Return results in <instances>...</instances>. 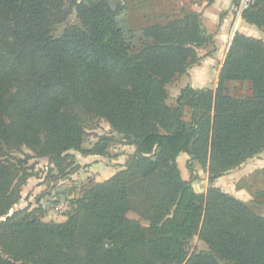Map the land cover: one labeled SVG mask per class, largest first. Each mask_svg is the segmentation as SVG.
<instances>
[{
    "label": "trees",
    "instance_id": "obj_1",
    "mask_svg": "<svg viewBox=\"0 0 264 264\" xmlns=\"http://www.w3.org/2000/svg\"><path fill=\"white\" fill-rule=\"evenodd\" d=\"M73 9L79 22L55 36ZM183 13L138 38L110 0H0V146L38 150L61 172L71 151L106 157L113 137L84 147L86 121L104 120L135 147L61 223L11 213L26 181L0 156V264H264L254 205L214 186L197 193L177 161L188 154L213 184L264 153V41L236 33L216 88L187 85L172 106L169 85L214 43L199 14ZM242 16L264 29V0ZM235 82L250 94L232 95ZM195 237L206 251L190 253Z\"/></svg>",
    "mask_w": 264,
    "mask_h": 264
},
{
    "label": "rangeland",
    "instance_id": "obj_2",
    "mask_svg": "<svg viewBox=\"0 0 264 264\" xmlns=\"http://www.w3.org/2000/svg\"><path fill=\"white\" fill-rule=\"evenodd\" d=\"M110 1L114 6H117L120 9V15L117 19L119 26L128 34L135 33L138 38L141 36L142 29L149 25L166 22L169 19L173 20L179 15L183 16V11L192 12L190 10L189 0ZM78 22L77 12L73 9L67 21L56 28L55 36H62L67 27L75 25ZM213 49V46L208 45L203 48V50H199L198 55L205 58V55L210 53ZM200 64L201 62L198 65ZM194 70L195 69L191 70L190 68L187 75L176 77L169 85L168 91L170 93V100L168 103L170 105L174 106L176 104V97L179 95L180 89L190 85V81H192L191 73H193ZM229 87L231 94L234 96H248L250 94L251 86L247 82H235ZM189 118V109H187L186 119L189 120ZM86 128L87 131L84 144L86 149H92L98 142L99 138L103 136L113 137V142L105 153L106 157L83 156L78 152L71 151L67 153V159L61 165V172L58 169L56 170V167H54L53 164H49L48 160L43 158L38 150L22 147L17 151L0 146V156L11 163L18 165L20 171L19 175L20 177H23L22 180L26 181L25 186L22 189V199L18 205L14 207L11 213L25 208H37L40 209L41 214L47 213V216L49 214L47 221L65 218L66 216H60L56 213L54 206L61 201L77 202L83 196L84 190L87 186L96 184L93 181L85 182V180H80L85 173L84 170L80 171L83 168L82 165H85V168H88V161L96 163L93 162L95 159L103 161L107 160V163H111V158L121 155L123 145L121 144V138L113 132L111 126L104 120H87ZM262 155L256 159L264 162V153ZM78 162L82 165H77ZM262 165H264V163H262ZM241 168L237 169V171L241 170ZM238 173L239 172L235 174ZM231 174L232 173L227 175V177H229L227 180L232 183L233 181L230 180ZM97 175H99V172L95 176ZM204 175L205 172L197 163H192L191 170L188 167L184 168L182 173L183 178L191 182L192 185L193 181L198 178L199 183L196 185V188L198 189H200L201 185H204L203 182L206 180V178H204L206 176ZM233 187L234 185L231 190L232 192H236L237 195H241L240 192L246 191L243 192V194L248 195L249 200L247 202L252 203L256 212L264 218V172L258 173L255 178L248 177L241 180L235 184V188ZM44 207H46V210H44ZM129 217L131 219L138 218L134 212H131ZM188 248L190 253H193L194 251H206L208 249L207 245L200 241L198 237H195L190 241Z\"/></svg>",
    "mask_w": 264,
    "mask_h": 264
},
{
    "label": "crops",
    "instance_id": "obj_3",
    "mask_svg": "<svg viewBox=\"0 0 264 264\" xmlns=\"http://www.w3.org/2000/svg\"><path fill=\"white\" fill-rule=\"evenodd\" d=\"M237 2L238 0H189L190 10L202 17L203 24L214 41L211 45L214 49L210 53H207L205 58L203 57L200 65H195L191 68V70L195 69L193 73H191L192 81H190V85L192 87L197 89L216 88L223 62L236 33L264 41V29H260L253 22L245 20L242 14L237 12ZM199 57L202 58L200 55ZM134 152V146L123 145L121 155L111 158V163H107L106 159V161L95 159L93 162L96 163L88 161V168H85V165L78 162L77 165H82L83 167L80 171L84 170L85 172L80 180H85V182L93 181L95 183H102L109 180L123 169L127 163L128 156ZM189 160L190 157L186 153H182L178 157L177 161L181 173H183L184 168L187 167ZM254 160L242 166L243 168H241V170L232 172L230 175V180L233 181L232 183L227 180L229 177L226 176L211 184L209 182L208 173H205L204 176L206 177L204 178H206V180L203 182L204 185H201L200 189L196 188V185L199 183V179L197 178L193 181V187L197 193H206L210 186H214L247 202L249 197L243 194V192L246 191L240 192L241 195H237L236 192H232L231 188L233 185V188H235V184L241 180L252 177L258 171L264 170V165H262L264 162L258 159ZM98 172L99 175L95 176ZM237 172L239 173L235 174ZM44 209H46V207H44ZM48 216L46 215L44 218L45 221H47ZM54 221L61 223L66 221V218Z\"/></svg>",
    "mask_w": 264,
    "mask_h": 264
},
{
    "label": "built area",
    "instance_id": "obj_4",
    "mask_svg": "<svg viewBox=\"0 0 264 264\" xmlns=\"http://www.w3.org/2000/svg\"><path fill=\"white\" fill-rule=\"evenodd\" d=\"M256 3L257 0H239V3L237 4V12L243 14V12L251 9ZM71 207V202L61 201L55 205L54 210L60 216H66L71 211Z\"/></svg>",
    "mask_w": 264,
    "mask_h": 264
}]
</instances>
